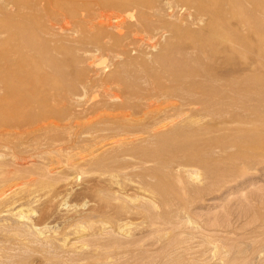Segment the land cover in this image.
<instances>
[{"label":"bare ground","instance_id":"1","mask_svg":"<svg viewBox=\"0 0 264 264\" xmlns=\"http://www.w3.org/2000/svg\"><path fill=\"white\" fill-rule=\"evenodd\" d=\"M8 3L0 6V34H7L0 36V142L41 134L56 143L91 116L98 131L82 129L78 138L99 146L83 163L140 158L157 189H196L197 167L214 183L253 168L249 149L264 127V0ZM193 25L218 29L214 38L220 45L215 49V43L200 41L202 31ZM232 54H239L242 64L225 71L218 55ZM194 110L229 121V135L207 138L201 120L189 117ZM216 142L231 144L237 153L225 146L217 156ZM180 173L187 176L184 188ZM141 208L148 212L150 206ZM176 211L175 217L185 213ZM230 261L220 264H249Z\"/></svg>","mask_w":264,"mask_h":264},{"label":"rangeland","instance_id":"2","mask_svg":"<svg viewBox=\"0 0 264 264\" xmlns=\"http://www.w3.org/2000/svg\"><path fill=\"white\" fill-rule=\"evenodd\" d=\"M8 2L0 0V6ZM192 28L202 31L200 41L215 43V49L220 45L214 38L218 29ZM0 36L7 34L3 30ZM218 57L228 66L225 71L242 64L239 54ZM105 60L113 63L111 57ZM101 94L96 98L102 99ZM189 115L201 120L198 125L207 138L229 135V121L198 110ZM86 119L83 128L62 133L56 143L41 134L13 135L0 142V193L11 189L0 196V264H220L223 258L264 264V127L249 149L255 162L246 175L214 183L204 178L203 170L181 160L197 170L196 189H157V179L140 158L83 163L99 146L78 138L84 131H98L89 123L94 117ZM217 143V156H223L225 146L237 153L230 143ZM179 176L184 188L187 176ZM142 205L150 206L148 212ZM176 210L185 213L175 217ZM157 215L163 219H155ZM236 246L246 250L243 255L234 252Z\"/></svg>","mask_w":264,"mask_h":264}]
</instances>
